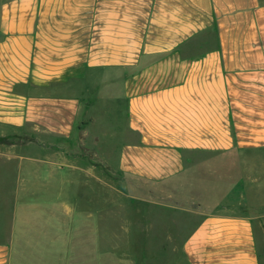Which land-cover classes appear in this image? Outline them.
<instances>
[{
    "label": "crops",
    "instance_id": "0c3cea01",
    "mask_svg": "<svg viewBox=\"0 0 264 264\" xmlns=\"http://www.w3.org/2000/svg\"><path fill=\"white\" fill-rule=\"evenodd\" d=\"M106 189L264 264V0H0V264H105Z\"/></svg>",
    "mask_w": 264,
    "mask_h": 264
},
{
    "label": "rangeland",
    "instance_id": "374dc122",
    "mask_svg": "<svg viewBox=\"0 0 264 264\" xmlns=\"http://www.w3.org/2000/svg\"><path fill=\"white\" fill-rule=\"evenodd\" d=\"M108 168H112V166ZM108 168H106L107 173L109 171ZM113 180L128 184L133 182L131 178L123 176L117 178V176L106 175V182L111 183ZM121 193V198L125 203L127 202V207L126 205H110L108 202H106L105 206V220L103 221L105 223V264H186V257L183 253V245L186 239L166 237L168 234L177 235L178 233L162 232L163 223L157 221V217L160 214L163 216L178 214V217L184 214L186 217L190 215L186 211L195 208L184 207V212L182 210L163 208L165 212L160 213L162 208L159 205L153 206L145 202L144 198L146 195L144 192L122 191ZM162 193L164 194V192L157 190L154 198L162 199ZM117 194L119 192L106 189V200L112 201L113 198H117L120 201L121 198ZM129 201H132V204H129ZM130 205H133V207ZM218 209L221 208L209 206V208L205 209V213H214ZM130 210H134L131 216L128 215ZM244 210L245 208L242 211L244 212ZM246 211L249 215H257V212L251 208L246 209ZM261 212L264 215V208H262ZM169 219L171 218L169 217ZM99 223L102 224V218H100ZM262 225H264V216L262 220L256 219L254 221L258 248L262 253V261L264 262V239L260 235V231H262L260 226ZM100 235H102L101 231ZM87 242L86 245L89 244L90 248L91 242ZM94 244H96V236ZM101 246L102 239H100L99 247L101 248Z\"/></svg>",
    "mask_w": 264,
    "mask_h": 264
}]
</instances>
